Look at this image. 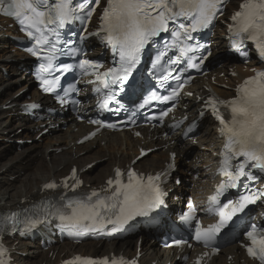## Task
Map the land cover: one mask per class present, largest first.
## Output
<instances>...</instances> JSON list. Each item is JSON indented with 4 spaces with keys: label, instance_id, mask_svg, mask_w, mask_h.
Returning a JSON list of instances; mask_svg holds the SVG:
<instances>
[{
    "label": "snow or ice",
    "instance_id": "1",
    "mask_svg": "<svg viewBox=\"0 0 264 264\" xmlns=\"http://www.w3.org/2000/svg\"><path fill=\"white\" fill-rule=\"evenodd\" d=\"M100 2L101 0H81L80 3L74 4L73 0L51 2L0 0V12L17 18L27 37L34 41L33 46L27 51L42 61L36 73L40 88L45 93H55L61 104L66 103V97L77 89L75 84H70L63 89L61 95L57 91L60 88V75L54 73L60 71L63 74L73 68H79L85 75L89 72L95 75L94 82L98 86L93 91L101 94L98 106L111 111L109 102L116 100L117 89L124 92L134 87V80H130L133 77V70L140 63L145 46L161 33H171V43L166 47L175 48L179 52L176 59L170 58L167 63L177 64L181 57H185L188 67L199 69L212 56V52L207 44L191 42L194 41L192 33L210 30L218 16L223 14L225 4V0H106L100 17L101 24L96 32L80 35L78 44L74 40H63L62 30L75 21L90 20ZM181 18L187 23L181 22ZM230 19L231 48L246 58L248 51L245 44L246 41H250L255 45L261 59H264V0H241L238 10ZM170 22L175 27L170 28ZM88 36H97L102 43L110 47L115 66L101 72L99 71L102 68L101 63L80 59L78 64H64L58 69L54 63L58 55L71 57L83 55L81 45ZM60 44L64 46L58 47ZM163 55L166 53H161L154 62V70ZM170 78L177 81L181 79L180 76L172 77L170 71L166 74L162 71L157 79L163 87ZM182 87L183 84L172 87L170 94L163 97L152 92L139 107H145L152 100H175ZM236 92L237 95L228 101L211 96L206 101V107L210 108L212 114L219 120L220 132L225 136L224 150L220 153L222 160L219 171L226 179L222 180L216 191L208 197L206 212L218 217L216 222L203 226L199 220L196 221L193 239L203 243L205 247L214 245L221 232L233 222L238 213L244 212L249 205L264 200V186L259 188L249 186V182H258L264 175V71L246 78L237 86ZM220 105L230 110V119L225 120L220 112ZM37 107L39 105L28 104L26 110ZM165 115L167 111L161 113V119ZM89 122L105 126L104 122L98 119ZM106 126L115 127L114 124ZM190 131L192 126L188 128V132ZM174 157L173 153V159ZM233 160L238 161L235 166L232 164ZM172 167L174 164L170 163L168 168ZM165 175L166 172L145 176L132 168L126 173L117 168L115 178H109L107 188L99 192L93 190L82 197L61 195L57 202L45 201L40 205H34L32 209H24L23 213L0 215V231L30 229L41 223L42 219L56 215L68 228L85 231L107 230L109 234L119 232L130 220L148 215L163 203L164 193L160 181L161 176ZM242 178L245 192L235 202L229 199L222 203L220 198L229 189L241 186ZM68 179L65 178L61 184L50 181L42 187L55 190L62 186L75 192L83 183L76 177V169L71 173L73 180L71 185ZM64 209L71 211L65 214ZM179 219L183 223H191L195 219V208L189 204V211ZM85 221L89 223L85 224ZM20 226H23L22 229ZM244 235L249 241L244 245L247 254L257 260L258 264H264V227L252 224ZM186 243L187 241L182 239L173 241V244L178 246ZM212 251L218 252L219 249L213 247ZM208 255L207 252L203 253L196 259L195 264H204V258ZM0 264H8L7 249L2 245ZM64 264H135V262H129L124 257H113L110 260L108 257L94 259L77 256L65 261Z\"/></svg>",
    "mask_w": 264,
    "mask_h": 264
},
{
    "label": "bare ground",
    "instance_id": "2",
    "mask_svg": "<svg viewBox=\"0 0 264 264\" xmlns=\"http://www.w3.org/2000/svg\"><path fill=\"white\" fill-rule=\"evenodd\" d=\"M236 1H232V7H236ZM3 20L0 17V22ZM7 26V23L4 24ZM3 26L0 25V45L3 47L0 50H5L4 52H0V69L3 67L9 68L13 74H17L18 72V64L20 62H24L26 58L24 54L20 53L14 48L13 42L8 40L3 35L5 31L3 30ZM7 33H13V29L9 28ZM216 43L218 44L214 47V52L226 49L225 43L223 41V36L221 32L218 31ZM213 52V53H214ZM229 59H227L228 61ZM224 62L220 67H215V69L209 74L208 81L218 93H224L228 96H233V90H225L219 87L218 85L213 84V81L210 79L212 75H216V82H226V77H221V72L228 71V62ZM252 66V65H250ZM237 69L240 72L239 79L242 77L248 76L251 72L242 71V66L238 65ZM1 73V71H0ZM25 81L22 86L18 89L14 85L17 83V79H5L0 74V139H10V138H36V134L32 132V128L34 124L27 120L24 115L21 113V108H19V102L27 101L23 99V94L14 98L16 92L24 87L30 86L31 81L29 76L24 75ZM234 78L228 77L227 80L230 81V84L234 83ZM203 82L207 83L206 79H203ZM203 82H197L194 84L192 89L196 91V93H207L206 90L203 89ZM203 89V90H202ZM33 98L41 99V95L37 90H32ZM46 98V97H45ZM9 100V101H8ZM196 97L190 100L189 106L192 108L188 111L190 114L195 116V109L200 107L203 103H196ZM9 102L10 107L7 110L2 109V104ZM52 119V117L50 118ZM58 121L61 118L57 119ZM57 122L51 123L48 121L44 127L40 129L49 128L50 131H58L50 128V125L56 124ZM204 129L198 138L202 140V147L196 148L192 147L189 141L180 140L179 135L173 134L168 137H161L156 140L155 145L158 146V149L154 152H151L146 157L139 160L135 165L143 170L145 169H154L156 167L162 166L163 162L168 159V155L170 151H177V159L181 157V155L185 154V159L181 157L180 163H183V167L181 171L183 173H187L192 171L193 173H200V178L204 176L206 173L198 165V158L200 156H204L209 154L214 150L212 145V141L216 140L217 135L214 131L213 120L211 117H208L204 120ZM62 124H60L61 126ZM78 127V132H73V128ZM19 129H22L19 131ZM90 127L84 124H78L73 126L72 124H68L67 130L65 133L59 132L55 133L52 138H49L46 142H33L29 146L23 147L21 153H18L11 144L8 143H0V183L2 186V190L0 191V211L6 209H13L20 205H25L30 200L37 199L42 196L41 189L42 185L51 179H58L68 173L69 169L72 165H77L78 169H81L94 159L106 157L107 161L104 165L96 168L95 170L88 169L83 173V177L85 178L86 184H90V187L103 183L105 178L108 177L112 172V167L114 165H123L126 162H130L131 159L138 154V145L140 141L136 138H133L129 132H116V133H103L100 137H98L93 142L76 145L75 141L78 137L89 130ZM19 131V132H18ZM14 134L11 136L10 134ZM45 137L42 135L40 138ZM153 139H155L153 137ZM42 140V139H41ZM174 140V144L171 145V141ZM64 142L61 144V142ZM97 141H105V146L100 148H94V144ZM63 146H66L65 150H62L60 153H55L51 151L52 149H60ZM152 146V145H149ZM16 150V151H14ZM130 151L133 156L130 157ZM136 152V153H135ZM195 152L194 158H190V161L187 163V154L190 156L191 153ZM41 154V155H39ZM182 159H184L182 161ZM28 170V171H27ZM22 171H27L23 177H20L18 182L8 183V179L15 175L20 174ZM193 183H198L200 179H193V176H189ZM29 178V180H28ZM14 179V178H13ZM11 179V180H13ZM7 185V186H5ZM186 183L182 186H178L176 188L175 194L179 192L184 193L187 189ZM1 189V188H0ZM13 191V192H11ZM10 194V195H7ZM155 235V234H154ZM147 237V238H146ZM140 238V236H139ZM9 243H13V241H8ZM156 241L154 240V236L144 235L142 238L141 251L144 253L142 260L151 262L153 257L156 256L161 257L162 251L158 249L156 246ZM16 247H14V251H25L28 252V257H22V254H15L16 262L18 264H41L43 260H47L49 263L53 262L52 257L54 254H48V252L39 251L38 248H35L34 242L32 241H19ZM31 247V249H30ZM33 247V248H32ZM59 251L56 253L55 258L60 260L64 257H67L73 253H93L96 249V243L87 242L81 245H73L69 242H66L63 245L56 246L54 249H58ZM102 250L105 253L111 254H130L133 255L136 253L137 245L136 240L133 242L132 239L128 238L122 241H112L110 243H104L98 248V250ZM169 252V251H168ZM227 255L234 254L235 262L233 264H253L250 261L245 260L241 261L238 247L236 244H232L230 247L226 249ZM62 253L64 255L62 256ZM150 255V256H149ZM170 258V255L167 254L165 259ZM228 256L221 255L215 259L214 264H228Z\"/></svg>",
    "mask_w": 264,
    "mask_h": 264
},
{
    "label": "rangeland",
    "instance_id": "3",
    "mask_svg": "<svg viewBox=\"0 0 264 264\" xmlns=\"http://www.w3.org/2000/svg\"><path fill=\"white\" fill-rule=\"evenodd\" d=\"M0 48H1V45H0ZM0 71H1V74H3L2 73V70L0 69ZM9 73H10V77H11V79H17V78H21L22 77V75L20 74V71H18V73L17 74H13L12 72H11V70L9 69ZM4 75V74H3ZM5 76V75H4ZM6 78H8L7 76H5ZM9 77V78H10ZM15 86H16V88L18 89L19 87H20V84H18V83H16L15 82V84H14ZM5 110H7V109H5ZM205 128V127H204ZM62 131H66V128H62ZM45 137H42V139H44L41 143H44V142H46L47 141V137H52L53 135H51V133H48V134H46V135H44ZM33 139V141H36V140H34V138H32ZM10 140H13V138H10ZM6 139H4V140H2V139H0V143H8L9 141H7ZM37 141H41L40 139L39 140H37ZM9 143H11V142H9ZM12 145H13V143H11ZM31 144V143H30ZM30 144H28V145H26V146H29ZM12 147H14V145L12 146ZM98 147H100V146H98ZM97 148V147H96ZM14 149H16L15 147H14ZM17 150V149H16ZM16 150H14V151H16ZM22 150H23V148H22ZM22 150L21 151H16V152H18V153H21L22 152ZM58 152H60V150L58 151ZM57 152V153H58ZM39 155H41V154H39ZM190 159H187V163H188V161H189ZM94 162H95V164L91 167L93 170H95L96 168H98V167H100V166H102V165H104L105 163H106V161H107V158L106 157H103V158H100V159H98V158H96V159H94L93 160ZM28 171V170H27ZM27 171H23V172H21L20 174H15V175H13V176H11L9 179H8V183H6V184H9V183H15V184H19V182H18V180H19V178L20 177H23L25 174H26V172ZM1 172V171H0ZM189 175H187V177H188ZM14 178V179H13ZM11 179H13V180H11ZM28 180H29V178H28ZM2 186L3 185H1V183H0V191H3L2 189ZM5 186H7V185H5ZM11 192H13V191H11ZM7 195H10V194H7ZM132 240H134V239H132Z\"/></svg>",
    "mask_w": 264,
    "mask_h": 264
}]
</instances>
